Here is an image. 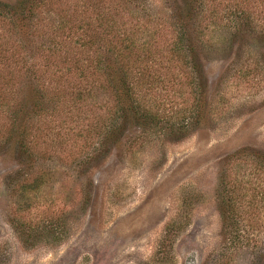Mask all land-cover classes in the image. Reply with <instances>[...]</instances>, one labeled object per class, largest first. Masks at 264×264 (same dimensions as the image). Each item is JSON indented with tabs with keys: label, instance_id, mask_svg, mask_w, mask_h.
Here are the masks:
<instances>
[{
	"label": "rangeland",
	"instance_id": "374dc122",
	"mask_svg": "<svg viewBox=\"0 0 264 264\" xmlns=\"http://www.w3.org/2000/svg\"><path fill=\"white\" fill-rule=\"evenodd\" d=\"M1 2L19 19L15 29L0 20L1 81L29 67L59 10L69 14L77 2L101 8L107 24L154 51L139 58L149 70L136 63L130 79L139 110L153 114L155 125L124 104L123 135L106 141L101 134L120 110L114 94L96 90L93 105L76 103L74 94L58 112L68 116L64 123L30 121L34 131L51 126L30 140L40 149L31 157L15 132L6 139L14 111L16 128H24L20 111H29L37 80H4L0 264H264V0H50L36 13L27 0ZM241 10L252 14L250 28L231 21ZM181 26L192 34L203 87L191 63L172 53L171 28ZM111 41L98 34L93 49ZM39 173L45 179L36 191L10 185ZM229 198L237 202L236 231L222 217L231 213ZM14 220L54 224L62 239L49 235L27 247Z\"/></svg>",
	"mask_w": 264,
	"mask_h": 264
},
{
	"label": "trees",
	"instance_id": "16d2710c",
	"mask_svg": "<svg viewBox=\"0 0 264 264\" xmlns=\"http://www.w3.org/2000/svg\"><path fill=\"white\" fill-rule=\"evenodd\" d=\"M131 1L142 4L143 0ZM27 2L31 4L32 12L36 13L35 11L46 6L50 0H27ZM15 10L8 3H0V20L9 24L12 29L18 27L15 24L16 19L19 21ZM232 15L234 18H230L231 21L237 19L239 24L244 28H250V26L255 24V20L251 17L252 14L247 11L241 10L237 14L235 12ZM56 16L57 26L50 29L52 30V36L48 32L43 34V36L48 35L50 40L42 42L39 45L36 56L31 58L29 67H24V64L21 67L20 74L15 73L11 75V72L8 74L6 72V75L3 77V81H12L15 77H19V82L30 79V83L31 80H37L34 86H30V88H36L37 91L30 94L32 95V100L31 104H29V111H20V114L23 116L21 121L25 124L24 128H16L15 119L17 118V112L14 111L10 117L13 122L10 123L11 128L6 142L11 140L15 132L17 143L21 149L31 157L38 156L40 149L38 150L37 147L32 145L30 140L36 136L45 137L51 126L48 123L47 127L43 124L41 125L42 128L34 131L30 126V121L38 119L41 122L47 118L50 119V122L54 120L62 121L63 117H59L60 113L58 114V112L64 105L68 106V101L74 94L77 95L76 103L84 99L82 101L84 105L90 103L93 105L95 104V100L98 99L95 93L96 90L102 88L114 94V101H112L120 108L115 115L112 114L110 116L111 123L108 124L104 133L102 132L101 134V137L105 138L106 141L121 138L123 135V128L121 129L119 125V119L124 120L125 111L121 113L124 110V104L128 105L132 112L136 113L135 116L140 121L149 125H155L153 123L155 120L153 114L139 110V99L136 98L135 88L130 79L131 75L134 74V65L136 63H140L139 67L141 70L144 68L146 71L149 70L147 65L145 66L144 62L141 63L139 58L144 53L148 57L154 56V51L144 48L142 50L140 47H137L134 40L131 39V32L127 28L124 29L122 26L116 28L113 24H107V20L103 18L101 8L90 10L86 5L81 6L77 2L75 9L69 14L63 10H59ZM196 16L194 20L199 21L197 26L200 27L201 20L206 18L202 9ZM171 29L174 30L172 53L177 58H184L186 62L191 63L192 69L197 72L196 75L199 77L198 80L196 79L198 81L197 85L203 87V83L200 81L202 70L198 66V55L191 46L192 34L183 29L182 26L180 28L172 27ZM196 32L198 31L196 30ZM98 34L112 37V41L109 45H106L105 49H102L103 47H98L96 50L93 49L95 37H98ZM113 40L116 42H113ZM17 51L19 50H13L14 59H16ZM74 55L76 58L74 57L75 59L73 58V60L70 56ZM11 64L15 65L16 62ZM140 69L137 70L140 71ZM42 78L45 80L40 81ZM3 81L0 80V86H5ZM4 96L7 95H0V108H3V102L6 100ZM177 130L179 131L178 133H181V127L177 128ZM42 131H45L47 134ZM41 154L43 156L45 152ZM263 157L258 159V161H261H259L261 171H264ZM44 176L45 174L39 173L37 176L35 175V180L31 177L27 178L28 176L16 179V181L15 179H10V185H18L30 192L36 191L39 184L45 179ZM225 203L230 207L231 213L229 216L226 214L222 215L223 221L224 223L227 221L225 224L227 228H233L236 231V226L238 225L235 223L232 215L235 212L237 202L233 198L231 200L229 198ZM14 225L21 242L27 247L35 245V242L31 241H42L47 239L49 235H52L50 237H55L57 241L62 239L61 236L56 235L57 230L54 224L38 228L29 227L23 222L14 220Z\"/></svg>",
	"mask_w": 264,
	"mask_h": 264
}]
</instances>
